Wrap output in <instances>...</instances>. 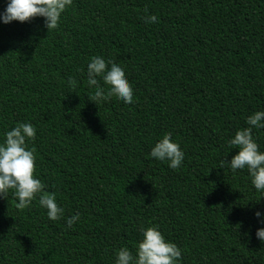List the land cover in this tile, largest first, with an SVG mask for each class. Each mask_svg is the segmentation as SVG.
<instances>
[{
	"label": "trees",
	"instance_id": "1",
	"mask_svg": "<svg viewBox=\"0 0 264 264\" xmlns=\"http://www.w3.org/2000/svg\"><path fill=\"white\" fill-rule=\"evenodd\" d=\"M97 55L125 69L132 104L89 101ZM256 111L264 0H73L49 34L43 18L0 23V138L35 127L37 176L64 209L53 222L36 201L19 210L11 192L0 198V264H115L149 226L181 249L180 264H264V197L246 170L220 167ZM165 133L185 153L179 169L150 156ZM253 136L264 151V129Z\"/></svg>",
	"mask_w": 264,
	"mask_h": 264
},
{
	"label": "clouds",
	"instance_id": "2",
	"mask_svg": "<svg viewBox=\"0 0 264 264\" xmlns=\"http://www.w3.org/2000/svg\"><path fill=\"white\" fill-rule=\"evenodd\" d=\"M72 3L73 0H7L5 10L0 13V23L24 24L34 18H43L49 34L58 29L62 15ZM144 20L145 23L154 24L157 17L148 15ZM86 75L89 88H94L89 101L99 105L115 97L125 104L133 103V89L125 69L112 59L106 60L100 55L91 57ZM101 80L107 88L101 87ZM68 84L75 87L72 78H69ZM245 124L247 127L238 129L227 142L230 148L236 149V154L230 162L223 160L220 167L227 166L234 175L246 170L252 187L264 197V151H261L253 136L254 129H264V111H256L248 116ZM35 136V127L25 122L5 131L0 138V198L6 199L11 192L16 200L15 207L19 210L30 208L36 201L46 210L47 218L55 222L63 217L64 209L58 206L54 193L44 190L45 186L37 176L34 149L28 146ZM150 156L176 170L182 166L185 153L173 141L172 134L165 133L151 148ZM254 216L262 225L256 230V238L264 243V211L256 210ZM79 220V213L66 218L67 228L71 229ZM140 231L142 238L136 244L135 252L121 247L115 253V264H180L181 249L166 240L157 226L142 227Z\"/></svg>",
	"mask_w": 264,
	"mask_h": 264
}]
</instances>
